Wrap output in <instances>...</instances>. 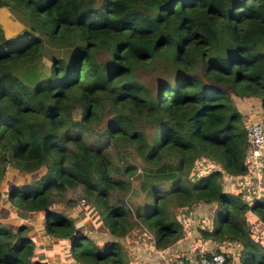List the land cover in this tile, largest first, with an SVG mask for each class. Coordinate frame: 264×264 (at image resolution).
Here are the masks:
<instances>
[{
    "label": "trees",
    "instance_id": "trees-1",
    "mask_svg": "<svg viewBox=\"0 0 264 264\" xmlns=\"http://www.w3.org/2000/svg\"><path fill=\"white\" fill-rule=\"evenodd\" d=\"M0 6L24 24L9 37L0 26V204L20 213L14 219L0 210V264H46L31 258L25 223L39 214L47 234L68 241L75 262L127 264L117 239L98 244L63 212L57 196L77 184L107 233L139 240L145 230L155 247L175 239L178 209L214 203L211 226L197 227L199 237L233 239L238 264H264L261 237L251 236L245 219L251 211L264 223V172L259 189L243 180L244 193L221 182L253 168L243 160L247 124L232 95L256 97L264 110V0ZM46 47L63 54L46 63ZM157 63L171 76L146 84L141 74ZM98 123L97 138L86 140ZM109 144L120 163L125 153L132 160L122 173L135 172L138 162L146 168L132 211L121 197L110 200L126 183L111 174ZM213 250L234 264L231 253Z\"/></svg>",
    "mask_w": 264,
    "mask_h": 264
},
{
    "label": "crops",
    "instance_id": "crops-1",
    "mask_svg": "<svg viewBox=\"0 0 264 264\" xmlns=\"http://www.w3.org/2000/svg\"><path fill=\"white\" fill-rule=\"evenodd\" d=\"M0 10H3L5 16L14 20L16 26L19 27L18 30H13L7 37L18 33L24 28V24L20 22L19 18L13 15L7 8L0 6ZM232 99L237 109L241 112L242 118L246 124L250 123L249 120H254L260 115L262 108L256 97H239L232 95ZM256 102H258V104H256ZM254 169L255 168H250L248 173L241 177L224 175L221 180L223 189L226 191H235L241 188V191L244 193L243 188L245 187L246 189V186L243 180L251 184L253 189L257 188L258 178L257 176L255 177L254 174L252 175V172L250 173V171L257 170ZM261 172L262 171H260V174ZM213 209L214 203L201 202L195 204L189 211H181L179 209V211H174L180 224L179 232L171 243L166 246L157 247H155L153 240L145 233V230L140 231L141 237L139 240L133 239L132 232L127 236L118 237L107 233L98 217L92 213V209H88L86 212L82 213L79 221L74 219V212L66 211V209H64L63 212L72 218L75 230L84 232L86 235L92 237L98 244L104 240L117 239L123 246V255L127 264H170L171 261L177 257H187L194 262L198 251H212L215 248L223 250L227 252V254L231 253L232 261L234 264H238L240 244L237 241L225 239L219 242L199 237L197 227L211 226ZM12 212L11 210L9 215ZM6 214H8L7 211ZM7 217L17 219L12 215ZM245 217L251 236L255 239L261 237L262 240L264 238V233L259 234L257 231L264 230V223H261L257 219V216L251 211H248ZM25 223L27 225V234L33 241V252L31 256L33 260L38 259L45 261L46 264H80L71 259L68 252L67 240L56 238L44 231L40 214L34 218L27 217ZM80 223H83L84 226L81 227L79 225ZM13 224H15V222ZM33 239L37 240L34 241Z\"/></svg>",
    "mask_w": 264,
    "mask_h": 264
},
{
    "label": "rangeland",
    "instance_id": "rangeland-1",
    "mask_svg": "<svg viewBox=\"0 0 264 264\" xmlns=\"http://www.w3.org/2000/svg\"><path fill=\"white\" fill-rule=\"evenodd\" d=\"M11 14V13H10ZM0 26L4 32L5 36H8L11 34V32L15 29L18 30V26H16L14 20L8 18L5 16V13L3 10H0ZM63 49H54V48H45L44 51L42 52L43 54V60L48 63L49 62V56L51 53H56L57 55H62L63 54ZM26 70H29L27 68ZM171 69L170 68H165L163 67L160 63L156 64V67H151L147 70H145L142 74L141 77L145 81L146 84H152L153 80L156 76L160 74H168L171 76ZM257 101V100H255ZM254 104V103H253ZM258 104V102H256ZM255 120V119H254ZM253 121L252 119L249 120V122ZM101 123L93 125L90 133L85 137L86 140L92 141L97 138V130L99 129ZM248 125V124H247ZM111 145L109 144V148L107 147V154L110 158V165H111V174L114 177H120L126 184L124 188H113L112 191L110 192V200L113 201L118 197H121L123 199L124 205L129 208V210H133V205L137 204L138 202L141 201L142 196H143V188L141 182L145 180L146 178V173H145V166L143 163H139L136 166L135 172L132 174L128 173H122L121 169L124 166L125 163L131 162L132 160L129 158V156L125 153L123 156V162L121 160L117 159V157L114 155L112 148L110 147ZM116 165L119 168V173H117L114 169L113 166ZM255 170V169H254ZM252 172V175L257 178L259 177L260 170L256 171H250ZM84 188L80 185H74V186H69L66 187L64 191L61 192L60 195L57 196V201L60 202L61 205H63L66 209V211H71L74 212L75 216L74 219H77L78 221L80 220V217L82 216V213L86 212L88 209H92L89 204V200L86 198L84 195ZM1 200H5L1 199ZM86 203V204H85ZM4 209L8 212H11V209H9V205H2L0 204V210ZM12 216H19L20 213L18 210H15L11 213ZM81 227L84 226L83 223L79 224ZM264 231V230H263ZM262 230H258V233L263 232ZM34 241L37 239H33ZM261 244L264 245V238L261 241ZM215 251V250H212ZM36 256V255H34ZM37 257V256H36Z\"/></svg>",
    "mask_w": 264,
    "mask_h": 264
},
{
    "label": "built area",
    "instance_id": "built-area-1",
    "mask_svg": "<svg viewBox=\"0 0 264 264\" xmlns=\"http://www.w3.org/2000/svg\"><path fill=\"white\" fill-rule=\"evenodd\" d=\"M247 145L243 160L253 168L264 172V110L248 123L246 128ZM170 264H226L225 256L219 251H198L196 260L192 262L187 257H177Z\"/></svg>",
    "mask_w": 264,
    "mask_h": 264
}]
</instances>
